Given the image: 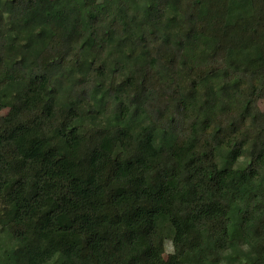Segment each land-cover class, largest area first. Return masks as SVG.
<instances>
[{"label": "trees", "instance_id": "obj_1", "mask_svg": "<svg viewBox=\"0 0 264 264\" xmlns=\"http://www.w3.org/2000/svg\"><path fill=\"white\" fill-rule=\"evenodd\" d=\"M264 0H0V264H264Z\"/></svg>", "mask_w": 264, "mask_h": 264}, {"label": "rangeland", "instance_id": "obj_2", "mask_svg": "<svg viewBox=\"0 0 264 264\" xmlns=\"http://www.w3.org/2000/svg\"><path fill=\"white\" fill-rule=\"evenodd\" d=\"M259 106H260L261 110H263V111H264V101H261V102L259 103ZM7 112H8V110H7V109H6V110H3V111H1V112H0V116H4V115H6V114H7Z\"/></svg>", "mask_w": 264, "mask_h": 264}]
</instances>
